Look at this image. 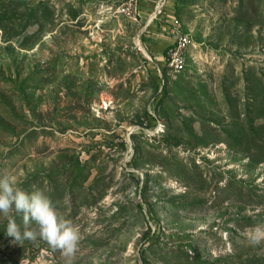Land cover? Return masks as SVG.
<instances>
[{
    "label": "rangeland",
    "instance_id": "1",
    "mask_svg": "<svg viewBox=\"0 0 264 264\" xmlns=\"http://www.w3.org/2000/svg\"><path fill=\"white\" fill-rule=\"evenodd\" d=\"M152 14L191 37L164 82ZM4 170L80 226L73 264H264V0H0ZM6 232L0 264H65Z\"/></svg>",
    "mask_w": 264,
    "mask_h": 264
},
{
    "label": "clouds",
    "instance_id": "2",
    "mask_svg": "<svg viewBox=\"0 0 264 264\" xmlns=\"http://www.w3.org/2000/svg\"><path fill=\"white\" fill-rule=\"evenodd\" d=\"M13 213L22 214L23 230ZM0 214L7 220V235L15 242L35 241L39 236L61 253L65 264H73L82 240L80 226L67 219L41 189L34 187L29 192L19 187L15 175L8 170L0 172ZM33 223L36 227H32ZM248 238L253 245L264 241V226H255Z\"/></svg>",
    "mask_w": 264,
    "mask_h": 264
},
{
    "label": "built area",
    "instance_id": "3",
    "mask_svg": "<svg viewBox=\"0 0 264 264\" xmlns=\"http://www.w3.org/2000/svg\"><path fill=\"white\" fill-rule=\"evenodd\" d=\"M132 2L123 4L119 10L121 12L128 13L132 11L131 8ZM161 10V8L159 9ZM155 15L152 14L151 19ZM173 23L176 27L174 32V41L167 46L164 54V63L158 65L157 69L159 72L160 78H162L163 82L165 80V74L177 73L182 71L187 62V49L191 42L190 34L182 31L180 28V20L177 17L173 18ZM149 57L152 59V56L149 54ZM148 118L145 121V124H155L156 127L163 126L164 123L161 119L157 118L153 112H148Z\"/></svg>",
    "mask_w": 264,
    "mask_h": 264
},
{
    "label": "crops",
    "instance_id": "4",
    "mask_svg": "<svg viewBox=\"0 0 264 264\" xmlns=\"http://www.w3.org/2000/svg\"><path fill=\"white\" fill-rule=\"evenodd\" d=\"M152 15H149L148 23L146 30V40L150 39V51L154 54V63L156 64V67L158 65L164 63V54L167 46H169L174 41V32H175V25L173 23V17L170 19L168 18L165 23L161 22V25L159 26V18L154 17L151 19ZM150 20V21H149ZM147 45V44H146ZM148 46V45H147Z\"/></svg>",
    "mask_w": 264,
    "mask_h": 264
},
{
    "label": "trees",
    "instance_id": "5",
    "mask_svg": "<svg viewBox=\"0 0 264 264\" xmlns=\"http://www.w3.org/2000/svg\"><path fill=\"white\" fill-rule=\"evenodd\" d=\"M162 89H163V88H162ZM162 89H161V90H162Z\"/></svg>",
    "mask_w": 264,
    "mask_h": 264
}]
</instances>
